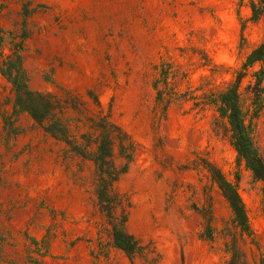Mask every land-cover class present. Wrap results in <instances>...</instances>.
<instances>
[{"label": "rangeland", "instance_id": "1", "mask_svg": "<svg viewBox=\"0 0 264 264\" xmlns=\"http://www.w3.org/2000/svg\"><path fill=\"white\" fill-rule=\"evenodd\" d=\"M254 1L256 20L248 0H0L5 52L26 19L29 87L66 99L55 116L86 150L16 116L0 74V264H264L262 182L214 101L237 84L264 155V60L242 67L264 40ZM102 115L119 128L115 165L126 162L120 144L133 151L113 183L116 216L141 245L132 256L113 245L94 193L90 120ZM213 168L236 183L250 236L234 227Z\"/></svg>", "mask_w": 264, "mask_h": 264}, {"label": "trees", "instance_id": "2", "mask_svg": "<svg viewBox=\"0 0 264 264\" xmlns=\"http://www.w3.org/2000/svg\"><path fill=\"white\" fill-rule=\"evenodd\" d=\"M253 20L258 19L263 7L254 0H248ZM264 1V0H263ZM28 37L26 19L23 20L18 39L13 38L9 51L5 52V36L0 29V74L11 84L14 93L13 112L26 111L33 120L42 126L52 136L62 139L71 149L81 155L86 154L79 144H74L68 131L67 123L56 117L57 111H62L66 99H61L51 92L33 90L28 84V75L23 65L22 50L24 41ZM264 60V40L252 48L245 56L242 67L245 69L254 62ZM259 71H256L257 74ZM261 80L258 74L257 82ZM96 102L97 99H95ZM214 101L218 103L217 109L220 116L226 118L231 130L232 144L244 165L253 176L262 182L264 192V155L255 146L250 130L238 102L237 84L232 83L226 90L220 92ZM91 126L97 131L96 148L90 158L95 164L94 193L100 211L107 217L111 230V239L114 246L125 251L129 256L134 255L141 245L138 240L125 230L126 216L122 212L120 218L116 216L118 207H123L119 194L113 191V183L118 176L126 170L128 161L133 156L131 146L120 144L119 153L125 158L123 166L117 167L113 162V138L119 128L114 125L105 115L97 119L91 118ZM14 133L16 127L9 122ZM213 179L220 187L225 199L231 208V221L240 235H251V228L244 206V202L238 192L236 183L226 179L217 169L213 168Z\"/></svg>", "mask_w": 264, "mask_h": 264}]
</instances>
